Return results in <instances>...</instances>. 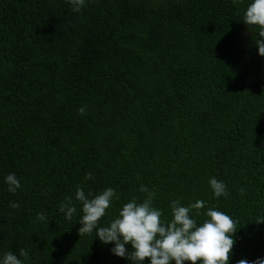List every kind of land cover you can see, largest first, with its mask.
<instances>
[{
	"label": "trees",
	"instance_id": "1",
	"mask_svg": "<svg viewBox=\"0 0 264 264\" xmlns=\"http://www.w3.org/2000/svg\"><path fill=\"white\" fill-rule=\"evenodd\" d=\"M251 2L85 0L77 13L67 0H0V262L131 264L95 230L78 235L76 191L116 190L108 226L143 201L141 185L162 219L173 200H203L201 212L236 221L229 264L264 259V57L243 22ZM212 177L228 196H214ZM68 197L71 220L59 210Z\"/></svg>",
	"mask_w": 264,
	"mask_h": 264
},
{
	"label": "clouds",
	"instance_id": "2",
	"mask_svg": "<svg viewBox=\"0 0 264 264\" xmlns=\"http://www.w3.org/2000/svg\"><path fill=\"white\" fill-rule=\"evenodd\" d=\"M72 6V11L79 13L85 5V0H67ZM243 22L248 29H258V39L254 41L258 48V54L264 57V0H252L247 6L243 16ZM78 114L83 115L85 108L81 107ZM88 173L84 179H91ZM8 191L15 194L21 187L14 173L6 176ZM210 187L216 198L228 196L224 182L212 177L209 180ZM140 191L145 193V198L139 202L137 197H132L123 204L116 218L109 222L108 226H100L101 219L112 206L115 198L119 200L116 190L107 188L101 193L93 195L85 194L83 187H78L76 200L82 204V216L79 220L81 227L78 235H90L95 230L96 237L103 244H114L111 252L122 258H127L131 264H144L148 259L150 264H229L232 250L236 243L234 236L237 232L236 224L229 215L215 208L205 207V201L197 200L188 206H182L179 200H173L170 204L171 220L162 219L163 210L154 207L155 191H149L144 185ZM245 189H240L243 195ZM67 203H62L60 212L64 213L67 220H71L77 209L71 205V198H66ZM11 208H19L16 202L10 203ZM205 216L206 219L198 225L193 217ZM45 214L37 215V220H45ZM264 223V219L257 224ZM130 245V249L126 248ZM19 255L28 258V252L21 248ZM0 264H22V260L12 252L4 255ZM237 264H249L246 259H240ZM251 264H264V259L257 258Z\"/></svg>",
	"mask_w": 264,
	"mask_h": 264
}]
</instances>
